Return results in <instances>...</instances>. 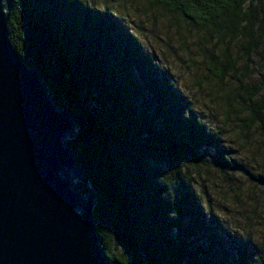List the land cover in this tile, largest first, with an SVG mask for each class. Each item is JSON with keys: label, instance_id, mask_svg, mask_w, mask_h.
<instances>
[{"label": "trees", "instance_id": "obj_1", "mask_svg": "<svg viewBox=\"0 0 264 264\" xmlns=\"http://www.w3.org/2000/svg\"><path fill=\"white\" fill-rule=\"evenodd\" d=\"M152 2L200 31L223 125L264 140V77L255 81L248 63L264 47V0ZM7 28L56 105L78 120L77 135L65 140L86 181L74 188L96 192L107 264H264V252L237 241V224L225 228L205 205L207 189L195 186L201 169L226 177L246 170L228 158L224 126L200 119L123 17L96 1L12 0ZM250 176L264 187L263 175Z\"/></svg>", "mask_w": 264, "mask_h": 264}, {"label": "water", "instance_id": "obj_2", "mask_svg": "<svg viewBox=\"0 0 264 264\" xmlns=\"http://www.w3.org/2000/svg\"><path fill=\"white\" fill-rule=\"evenodd\" d=\"M12 0H0V264H107L92 187L65 140L79 123L56 105L37 67L8 35Z\"/></svg>", "mask_w": 264, "mask_h": 264}, {"label": "rangeland", "instance_id": "obj_3", "mask_svg": "<svg viewBox=\"0 0 264 264\" xmlns=\"http://www.w3.org/2000/svg\"><path fill=\"white\" fill-rule=\"evenodd\" d=\"M88 1L106 5L123 17L145 52L152 55L156 66L184 92L200 119L211 128L224 126L222 145L229 150L228 158H236L248 171L226 177L201 169L200 175L193 177L197 183L195 186L200 187L199 183H202L207 189L209 197H205V205H212L211 210L225 228H233L237 224L238 231L234 234L237 241L243 238L252 240L251 250L264 252V187L256 184L250 176V172L264 176V140L257 132L240 135L234 124L223 125L220 102L209 90L215 83L209 78L197 40L200 31L178 20L152 0ZM230 48L235 64L240 65L242 57L238 56V47L232 45ZM248 63L254 80L263 78L264 47L256 49ZM228 181L235 184L233 189ZM118 248L113 245L114 252H118ZM128 264H132L131 259Z\"/></svg>", "mask_w": 264, "mask_h": 264}]
</instances>
